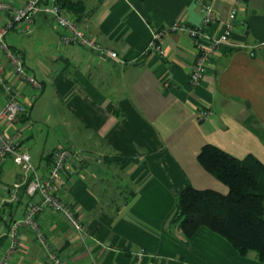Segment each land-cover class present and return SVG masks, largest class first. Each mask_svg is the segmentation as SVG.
Returning <instances> with one entry per match:
<instances>
[{"label": "crops", "instance_id": "0c3cea01", "mask_svg": "<svg viewBox=\"0 0 264 264\" xmlns=\"http://www.w3.org/2000/svg\"><path fill=\"white\" fill-rule=\"evenodd\" d=\"M69 1L68 10L84 31L118 59L62 44L54 22L36 14L24 34L42 38L39 58L14 36L17 30L4 35L7 47L21 56L26 75L42 86L26 101L32 87L9 76L0 50L1 75L26 101L27 110L14 126L22 128L24 139L30 135V113L47 94L54 113L43 121L66 130L57 148L76 152L55 191L79 216L84 233L60 213L44 209L35 221L48 242L68 264H262L253 253L241 257L205 227L185 242L170 218L177 194L189 185L227 192L196 159L205 143L237 158L251 154L264 164V0ZM204 3L218 18L206 26L212 36L225 30L232 7L237 12L230 44L210 56L203 78L191 85L196 54L191 37L167 32L158 42L163 54L147 46L154 32L175 20L199 25ZM6 19L0 12V25ZM5 99L0 86V106ZM206 106L211 115L197 121L196 113ZM50 153L41 156L39 174L45 173ZM10 163L5 157L0 164V253L10 222L22 218L29 199L21 185L17 200L9 201L11 183L28 177ZM18 240L8 264H43L28 227L19 229Z\"/></svg>", "mask_w": 264, "mask_h": 264}, {"label": "built area", "instance_id": "2783aa9c", "mask_svg": "<svg viewBox=\"0 0 264 264\" xmlns=\"http://www.w3.org/2000/svg\"><path fill=\"white\" fill-rule=\"evenodd\" d=\"M239 2L240 0H237V3ZM199 9L202 17L199 25L191 26L182 20H175L165 28L154 32L147 46L148 49L163 54V47L158 42L167 32H183L191 37L196 50L188 74V81L191 85H196L203 78L210 56L222 45L230 44L229 36L237 12V6L232 7L225 22V30L218 36H212L206 31V26L218 21V18L210 4L204 3L200 5ZM0 12L7 14V19L0 25V50L9 64L11 73L9 76L16 77L32 87L34 92L27 97L26 101L32 100L42 86L36 79L26 75L21 56L7 47L4 35L11 29H15L19 33H28L36 14H44L54 22L62 44L66 46L78 44L90 50L107 54L113 59H118L116 52L105 49L91 38L73 14L61 6L57 0H20L19 4H13L10 0H0ZM10 81L8 76L0 73V86L6 94V99L0 106V164L5 157H9L13 163L20 166L23 173L28 175L27 179H23L22 182L11 183L9 201L17 200V189L21 185L29 199L26 202L22 218L12 220L9 224L8 243L0 253V264H8L12 253L19 247L18 231L22 226L28 227L32 231L36 242L40 245L43 264H68L48 242L36 223L35 216L44 209H49L63 215L77 233H84L85 226L79 216L66 205L55 191V185L62 182L64 176L71 171V160L76 152L69 147L57 148L51 152L45 173L39 174L36 171L23 147L24 132L22 128L14 126L19 115L25 111L26 101L22 100L19 88L11 85ZM210 115L211 110L206 106L198 110L196 119L203 122L208 120Z\"/></svg>", "mask_w": 264, "mask_h": 264}, {"label": "trees", "instance_id": "16d2710c", "mask_svg": "<svg viewBox=\"0 0 264 264\" xmlns=\"http://www.w3.org/2000/svg\"><path fill=\"white\" fill-rule=\"evenodd\" d=\"M57 1L67 9L72 5L69 0ZM196 159L227 192L185 187L175 198L170 223L180 230L185 242L205 227L241 257L253 253L264 264V164L251 154L237 158L210 143L202 145Z\"/></svg>", "mask_w": 264, "mask_h": 264}, {"label": "rangeland", "instance_id": "374dc122", "mask_svg": "<svg viewBox=\"0 0 264 264\" xmlns=\"http://www.w3.org/2000/svg\"><path fill=\"white\" fill-rule=\"evenodd\" d=\"M17 34L18 35L14 36L21 39L22 43L25 44L27 51L33 56V58H39V47L42 42V38L38 37L37 34L36 36H32L34 32H31L30 34L18 32ZM53 110V106H51L50 109V100L46 94L41 99L40 103H38L37 110L30 113V119L28 121L30 128L27 133L31 134L23 139V145L26 146V151L30 157V163L36 171L44 162L41 156L54 151V149L58 147L57 140H62L66 132L64 127L58 123H45L43 121L46 117L48 118L49 112L54 113ZM10 164L13 171L19 170L20 173H22L19 165L15 163Z\"/></svg>", "mask_w": 264, "mask_h": 264}]
</instances>
